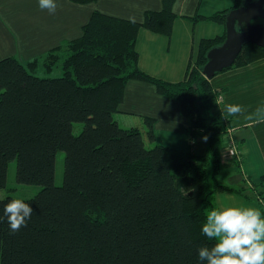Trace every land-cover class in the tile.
<instances>
[{"label":"trees","instance_id":"trees-1","mask_svg":"<svg viewBox=\"0 0 264 264\" xmlns=\"http://www.w3.org/2000/svg\"><path fill=\"white\" fill-rule=\"evenodd\" d=\"M231 1L208 18L224 25L225 13L243 0ZM174 2L146 10L142 21L95 10L81 35L49 50L41 65L38 58L0 59V188L11 160L18 182L41 185L21 199L33 209L26 227L13 233L6 217L0 222V264H200L197 249L214 243L201 232L214 209L211 196L235 188L218 179L229 129L216 102L222 90L201 70L225 33L199 41L177 82L142 71L135 49L140 27L170 35ZM261 57L264 49L247 43L231 67ZM58 61L61 75H38L40 66L47 73ZM131 79L178 101L189 136L207 137L201 155L157 143L146 147L144 136L154 140L153 118H144L145 130L120 126L114 114ZM74 122L85 124L78 134ZM60 150L63 178L56 185ZM260 194L264 199V190ZM12 199H0V216Z\"/></svg>","mask_w":264,"mask_h":264},{"label":"crops","instance_id":"crops-1","mask_svg":"<svg viewBox=\"0 0 264 264\" xmlns=\"http://www.w3.org/2000/svg\"><path fill=\"white\" fill-rule=\"evenodd\" d=\"M162 1L95 0L76 3L57 0L55 14H49L47 10L39 8L38 0H0V59L12 56L25 63L38 58L41 65L49 50L63 48L66 42L81 35L83 25L95 10L142 21L144 12L161 9ZM231 6V0H175V17L170 35L152 32L144 27L138 29L135 42L138 67L168 82L182 80L190 59L197 52L199 41L225 33L224 25L208 16ZM197 16L204 17L196 19ZM260 21L264 23V20ZM58 62L47 73L41 66L38 71L51 76L57 64L60 67ZM210 82L215 89L222 90L220 100L216 102L218 110L229 120L228 133L220 148L218 179L235 188L212 194L213 206H252L264 214V199L260 194L264 190V114H256L257 108L264 107V57L243 66L223 69ZM229 104L240 105L244 110L230 116L225 110ZM116 113L124 117L120 120L125 123L122 127L126 128L137 127L132 125V120L138 119V128L145 130L144 118H153L152 144H162L196 155L205 151L206 140L203 136H189L188 119L181 114L178 101L158 94L151 83L128 80ZM133 115L135 117L131 119ZM141 121L143 128L139 125ZM230 136L239 151L236 156L229 155ZM222 152L225 157H222ZM236 188H241V191L237 192Z\"/></svg>","mask_w":264,"mask_h":264},{"label":"clouds","instance_id":"clouds-1","mask_svg":"<svg viewBox=\"0 0 264 264\" xmlns=\"http://www.w3.org/2000/svg\"><path fill=\"white\" fill-rule=\"evenodd\" d=\"M38 5L49 14L58 8L57 0H38ZM225 110L235 116L244 109L229 104ZM256 114H264V107L257 108ZM32 215L29 203L12 199L3 206L0 222L6 217L10 231L15 233L27 226ZM201 232L214 243L197 249L200 264H264V214L259 208L230 204L214 208L207 213Z\"/></svg>","mask_w":264,"mask_h":264},{"label":"water","instance_id":"water-1","mask_svg":"<svg viewBox=\"0 0 264 264\" xmlns=\"http://www.w3.org/2000/svg\"><path fill=\"white\" fill-rule=\"evenodd\" d=\"M264 0H243L225 13V37L219 46L210 48L202 74L211 79L234 63L243 45L256 44L264 49Z\"/></svg>","mask_w":264,"mask_h":264},{"label":"rangeland","instance_id":"rangeland-1","mask_svg":"<svg viewBox=\"0 0 264 264\" xmlns=\"http://www.w3.org/2000/svg\"><path fill=\"white\" fill-rule=\"evenodd\" d=\"M60 63V62H58ZM38 75L43 76L41 71H38ZM51 76H59L61 75V70L59 67V64L53 69ZM114 117L116 119H123L124 117H121L117 113L114 114ZM135 117L134 115L131 117L133 119ZM133 124L138 127V119L132 120ZM120 126L125 125V123L120 120ZM142 128L143 121L139 124ZM85 127V124L83 122H74L72 124V132L74 134H78L83 128ZM145 146L151 147L153 144L146 139L144 136ZM222 157H225V154ZM63 167H64V151H58L56 153V160H55V177H54V183L56 185H60L62 183L63 178ZM41 189V185L38 184H25L20 183L16 179V161L11 160L8 163L7 168V179H6V185L2 188H0V199L6 196H12L17 199H26L33 197L39 190Z\"/></svg>","mask_w":264,"mask_h":264},{"label":"built area","instance_id":"built-area-1","mask_svg":"<svg viewBox=\"0 0 264 264\" xmlns=\"http://www.w3.org/2000/svg\"><path fill=\"white\" fill-rule=\"evenodd\" d=\"M230 134H228L229 136ZM230 146H228V151H229V155H238L239 154V151H238V148H237V145L235 144V141L231 138L230 136Z\"/></svg>","mask_w":264,"mask_h":264}]
</instances>
